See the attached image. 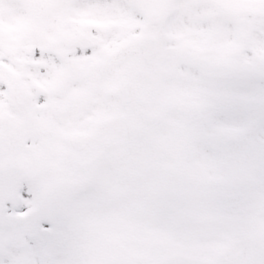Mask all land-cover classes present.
Masks as SVG:
<instances>
[{
	"label": "snow or ice",
	"instance_id": "obj_1",
	"mask_svg": "<svg viewBox=\"0 0 264 264\" xmlns=\"http://www.w3.org/2000/svg\"><path fill=\"white\" fill-rule=\"evenodd\" d=\"M0 264H264V0H0Z\"/></svg>",
	"mask_w": 264,
	"mask_h": 264
}]
</instances>
